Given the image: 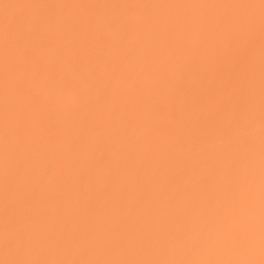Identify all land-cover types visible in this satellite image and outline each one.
Wrapping results in <instances>:
<instances>
[{"label": "bare ground", "instance_id": "1", "mask_svg": "<svg viewBox=\"0 0 264 264\" xmlns=\"http://www.w3.org/2000/svg\"><path fill=\"white\" fill-rule=\"evenodd\" d=\"M260 0H0V23L4 16L9 18L32 17L41 19L54 15L66 22L68 28L88 26V39L97 50H103L107 42L115 37L104 30V23L114 18L120 22L144 25L149 21L157 34L149 39H140L129 32L124 37V47L130 53L128 71L137 77L136 91L127 101H121L120 110L110 116L102 117L99 112L85 113L83 110L60 106L58 108H37L38 122L28 115L17 119L22 105L37 96L41 105L49 98L44 90L28 87L21 88L18 74L13 69L8 76L6 89L4 48L0 41V260L5 259L4 209L5 203L13 211L16 221L12 231L20 229L25 236H38L41 240L52 238L58 241L55 247H46L42 243L34 246L31 258L40 260L56 259H150L156 258V248L143 247V241L162 219L169 206L183 215L185 211L201 212L209 199L215 201L225 193L231 195L232 187L226 178L230 163L227 153L217 156L214 149L219 145L214 136H199L196 122L208 119L214 111L215 101L205 99L193 110L186 107V98L178 96L169 87L167 94L148 95L139 93L140 83L147 75L139 72L138 66L144 64L148 71L155 67L154 50H159V58L167 56L168 49L164 40L169 31L174 30L176 53L179 63L194 61L201 67L207 65V54L203 48L185 47L188 37L199 38L212 32L218 22L228 19H255L257 54L255 58L254 81V124L249 131L256 134V152L254 153V172L246 173V182L255 193L256 218L255 231H259V17ZM46 4L60 5L51 9H29L3 5ZM160 5L161 7L121 9L102 7L103 5ZM67 7H64V6ZM177 5H257L254 8L234 7H168ZM95 6V7H88ZM247 31L240 32L243 43ZM222 37L217 35L219 44ZM107 60V54H104ZM186 86L191 94H198L203 72L199 69L183 73ZM165 78L171 79L165 74ZM209 79H211L209 75ZM137 95L140 100L137 101ZM171 101V102H169ZM10 109L8 131L9 143L15 146L17 132L29 141L26 150L35 149L36 155L29 158L22 150L13 151L9 160L7 187L3 165L5 138V106ZM162 113L163 115H158ZM175 115L176 121L171 117ZM189 121L183 127L179 121ZM165 129L175 130L172 138ZM191 129V131H189ZM160 133V134H158ZM195 141V144H194ZM137 142L155 144V151L143 159L134 151ZM73 144L83 146L81 158L83 175L91 179L83 182L71 181L72 170L66 165L64 156ZM97 145L108 150L106 165L89 166V157ZM111 153H115L112 158ZM124 159L129 166L123 169V182L111 174L112 168L120 166ZM41 162V163H38ZM169 161H172L170 164ZM221 161H223L221 163ZM23 164V173L17 175L16 168ZM65 177L55 180L46 175L47 168ZM94 177V179H92ZM139 178L140 183H137ZM23 191L30 205L25 213L18 205V194ZM89 192L88 197L82 195ZM110 193L105 199L104 193ZM35 193V198L32 194ZM159 204V207L155 205ZM191 219L189 215L187 217ZM13 246L17 243L12 237ZM86 248V251L84 250ZM252 258L259 260L258 246Z\"/></svg>", "mask_w": 264, "mask_h": 264}, {"label": "snow or ice", "instance_id": "2", "mask_svg": "<svg viewBox=\"0 0 264 264\" xmlns=\"http://www.w3.org/2000/svg\"><path fill=\"white\" fill-rule=\"evenodd\" d=\"M5 9L20 7L29 9H51L60 5L46 4H17L3 5ZM64 7H67L66 5ZM95 7V6H88ZM121 9L161 7L160 5H103ZM168 7H234L254 8L257 5H177ZM259 17V231H255L256 198L253 188L246 182V173L254 172V153L256 152V134L249 131L254 124L255 103L254 81L256 75L255 58L257 54L255 19H228L218 22L214 31L204 33L199 38L188 37L185 47L191 49L203 48L207 54V65L201 67L194 61L179 63L176 53L174 30L167 34L164 46L168 53L164 59L159 58V50H154L155 67L148 71L144 64L138 66L139 72L147 71L145 79L140 83L139 93L166 95L169 87L178 96L186 98V107L193 110L205 99L215 101L213 114L206 120L197 121L195 128L199 136L207 138L214 136L219 145L214 149L217 156L227 153L230 163L226 171V178L232 187L231 195L227 193L215 201L205 202L203 212L185 211L183 215L175 212L171 206L158 226L151 231L143 241V247L156 248V258L150 259H56L40 260L31 258L30 252L34 246L43 244L55 247L56 239L45 238L41 242L38 236H25L17 229L12 231L16 217L9 208L7 201L4 209V244L5 259L0 264H264V0H260ZM158 21L146 22L143 26L130 22H120L118 19L106 21L104 30L113 34L114 39L105 44L104 49L97 50L88 39V26L68 28L66 22L54 15H47L41 19L38 15L32 17L4 16L0 23V41L4 48V65L6 74V89L8 76L13 69L15 57V71L21 88L28 87L44 90L50 99L41 105L40 99L33 96L27 104L21 106L17 119L25 115L38 122L39 107L58 108L65 106L83 110L88 114L99 112L102 117L110 116L120 110L121 101H127L133 94L137 77L128 71L131 57L124 47V37L134 33L140 39H149L157 34L152 30V24ZM247 31L243 43L240 32ZM217 35L222 41L216 42ZM104 54H107L106 60ZM199 69L203 72L198 94H191L186 86L183 73H191ZM165 74L171 79L165 78ZM209 75L211 79H209ZM137 101L140 96L137 95ZM171 102V101H169ZM158 115H163L159 113ZM176 121L175 115L171 117ZM11 116L10 109L5 106V138L3 165L7 187L9 160L15 150L19 154L22 150L26 157L36 155V150H26L29 143L27 138L17 132L15 146L9 143L8 131ZM183 127L189 121L178 122ZM172 138H176L175 130L165 129ZM191 131V129H189ZM160 134V133H158ZM195 144V141H194ZM134 151L143 159H147L155 151V144L137 142ZM84 155L83 146L73 144L64 156L66 165L72 170L71 181L79 183L91 179L85 177L82 171L81 158ZM108 150L103 145L91 151L89 166L106 165ZM112 158L115 153H111ZM223 161H221L222 163ZM38 163H41L38 161ZM171 164L172 161H169ZM129 166V160L124 159L120 166L112 168L111 174L123 182V169ZM17 175L23 173V164L16 168ZM55 180L65 177L54 173L49 167L45 173ZM94 179V177L92 178ZM137 183H140L137 178ZM84 197L89 192L82 193ZM110 193L105 192L107 199ZM35 198V193L32 194ZM18 205L25 213L30 212L26 194H18ZM159 207V204L155 205ZM191 219H188V216ZM17 243L13 246L12 237ZM259 248L260 259L252 258L256 247ZM86 251V248L84 249Z\"/></svg>", "mask_w": 264, "mask_h": 264}]
</instances>
